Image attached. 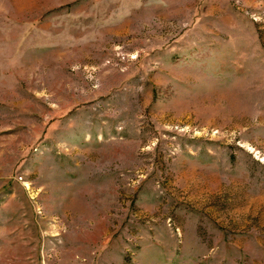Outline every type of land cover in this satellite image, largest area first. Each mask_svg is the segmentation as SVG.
Segmentation results:
<instances>
[{
	"label": "rangeland",
	"instance_id": "374dc122",
	"mask_svg": "<svg viewBox=\"0 0 264 264\" xmlns=\"http://www.w3.org/2000/svg\"><path fill=\"white\" fill-rule=\"evenodd\" d=\"M0 264H264V0H0Z\"/></svg>",
	"mask_w": 264,
	"mask_h": 264
}]
</instances>
